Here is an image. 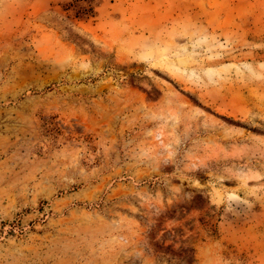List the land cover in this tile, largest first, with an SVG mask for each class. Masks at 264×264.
<instances>
[{"label": "rangeland", "instance_id": "rangeland-1", "mask_svg": "<svg viewBox=\"0 0 264 264\" xmlns=\"http://www.w3.org/2000/svg\"><path fill=\"white\" fill-rule=\"evenodd\" d=\"M0 264H264V0H0Z\"/></svg>", "mask_w": 264, "mask_h": 264}]
</instances>
